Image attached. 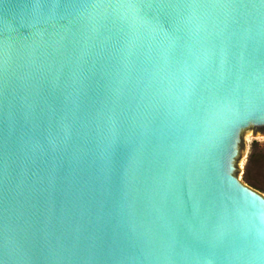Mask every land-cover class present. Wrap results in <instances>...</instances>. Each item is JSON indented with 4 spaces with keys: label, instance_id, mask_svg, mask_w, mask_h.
I'll return each mask as SVG.
<instances>
[{
    "label": "water",
    "instance_id": "95a60500",
    "mask_svg": "<svg viewBox=\"0 0 264 264\" xmlns=\"http://www.w3.org/2000/svg\"><path fill=\"white\" fill-rule=\"evenodd\" d=\"M264 0H0V264H264Z\"/></svg>",
    "mask_w": 264,
    "mask_h": 264
},
{
    "label": "rangeland",
    "instance_id": "374dc122",
    "mask_svg": "<svg viewBox=\"0 0 264 264\" xmlns=\"http://www.w3.org/2000/svg\"><path fill=\"white\" fill-rule=\"evenodd\" d=\"M238 165L241 182L264 196V130L251 131L244 142Z\"/></svg>",
    "mask_w": 264,
    "mask_h": 264
}]
</instances>
